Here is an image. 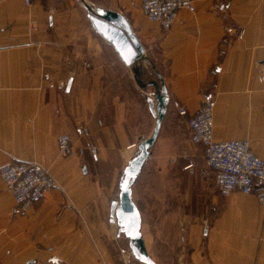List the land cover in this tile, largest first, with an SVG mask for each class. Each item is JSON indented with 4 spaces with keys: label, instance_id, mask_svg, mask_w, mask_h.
<instances>
[{
    "label": "crops",
    "instance_id": "obj_1",
    "mask_svg": "<svg viewBox=\"0 0 264 264\" xmlns=\"http://www.w3.org/2000/svg\"><path fill=\"white\" fill-rule=\"evenodd\" d=\"M139 3L33 0L27 7L23 0H0V166L37 163L55 181L37 204L22 211L0 180V264L124 261L110 249L121 236L110 221V205L118 199L138 133L127 100L107 77V56L124 65L91 26L86 5L125 17L146 55L153 46L159 49L162 66L156 70L169 99L161 129L178 128L175 120L183 124L185 142L202 149L204 157L203 148L189 142L187 120L211 95L214 141L247 140L264 162V82L258 81L264 67V0H191L167 32L143 16ZM179 108L187 115L179 116ZM81 129L89 136L82 137ZM62 134L75 148L95 145L98 161L87 152L82 158L59 157L56 139ZM184 135L172 141L183 145ZM183 171L184 178L192 177L194 187L185 194L194 200L162 220L149 237L151 248L173 250L181 241L186 253L179 264H264V208L255 197L221 198L210 170ZM152 260L177 264L165 256Z\"/></svg>",
    "mask_w": 264,
    "mask_h": 264
},
{
    "label": "rangeland",
    "instance_id": "obj_2",
    "mask_svg": "<svg viewBox=\"0 0 264 264\" xmlns=\"http://www.w3.org/2000/svg\"><path fill=\"white\" fill-rule=\"evenodd\" d=\"M95 9H98L95 7ZM141 12V11H140ZM159 49L155 46L149 50L146 57L148 61L139 63L135 68L138 69V79L143 83L148 84L153 80H158L152 66L158 71L161 69V62L159 61ZM108 58V73L109 81L114 82L115 88L118 92L124 95L129 104L130 121L132 130L138 133V141L135 153L138 151V145L144 139L151 136L155 120L147 109V97H153L155 90L152 86L147 85L145 89H141L140 85L135 82L133 69L117 65L115 57L107 56ZM156 70V71H157ZM153 89V93H152ZM174 125H179L178 128L170 130L162 128L158 134L154 146L150 149L149 157L145 162L142 171L132 186V201L136 205L141 216V229L147 242V253L152 259L160 260L162 256L167 259L177 260L186 253V249L181 241L173 250H162L151 248L150 238H154L162 220L170 214H178L180 210L183 211L185 202L191 201L193 195L186 196L185 191L187 187H194L192 185V177L190 180L184 178V165L192 161L194 167L189 172L193 171L206 172L209 171L204 164L202 149L194 148L186 143L184 135L183 124L176 120ZM181 139L184 135L183 145L178 142V145L172 141L173 136ZM134 153V154H135ZM133 154V156H134ZM132 156V157H133ZM206 174V173H205ZM193 176V175H192ZM186 196V197H185ZM194 200V198L192 199ZM197 201H201L196 199ZM191 203H188V210ZM199 209V206L197 205ZM201 208L196 211L200 212ZM191 214L193 213L190 212ZM183 229L181 228L180 232ZM115 245H110L111 252L117 258L124 257L122 264H141L137 262L131 255L128 240L121 235L116 241ZM158 254L160 257L158 258ZM123 255V256H122Z\"/></svg>",
    "mask_w": 264,
    "mask_h": 264
},
{
    "label": "built area",
    "instance_id": "obj_3",
    "mask_svg": "<svg viewBox=\"0 0 264 264\" xmlns=\"http://www.w3.org/2000/svg\"><path fill=\"white\" fill-rule=\"evenodd\" d=\"M33 0H23L31 6ZM191 0H140L139 9L143 16L160 28L169 31L180 10L188 9ZM264 82V67L258 75ZM54 85H49L53 89ZM64 89V84H58ZM178 115L187 113L179 108ZM99 124V123H98ZM189 142L204 150V164L214 175V185L218 195L226 198L232 193L253 196L264 208V162L252 154L247 140L215 142L213 139V105L211 95H207L197 112L187 120ZM81 136L88 137L86 129ZM57 154L61 158H82L87 152L92 162L98 161V150L92 143L85 148H75L69 136L59 135L56 139ZM136 149V145L130 149ZM193 164L183 169L191 170ZM0 180L18 209L24 211L37 204L55 185L51 173L33 162H12L0 166Z\"/></svg>",
    "mask_w": 264,
    "mask_h": 264
},
{
    "label": "water",
    "instance_id": "obj_4",
    "mask_svg": "<svg viewBox=\"0 0 264 264\" xmlns=\"http://www.w3.org/2000/svg\"><path fill=\"white\" fill-rule=\"evenodd\" d=\"M86 10L89 12L88 20L93 29L112 46L124 66L132 67L135 82L141 89H145L147 85L137 78L139 71L135 67L148 59L127 19L115 12L94 10L87 5ZM151 68L158 79L149 84L155 90L154 96L146 98L148 111L155 120L153 131L149 138L139 143L138 151L123 170L119 182L118 199L110 205V221L117 225L119 236L123 235L128 240L131 255L141 264L156 263L147 253L142 238L141 216L132 201V186L138 179L149 157L150 149L157 140L169 102L163 78L153 66ZM69 87L70 83L67 90Z\"/></svg>",
    "mask_w": 264,
    "mask_h": 264
}]
</instances>
